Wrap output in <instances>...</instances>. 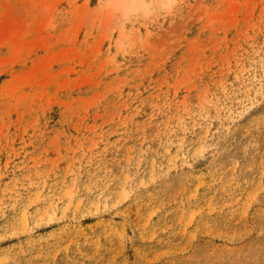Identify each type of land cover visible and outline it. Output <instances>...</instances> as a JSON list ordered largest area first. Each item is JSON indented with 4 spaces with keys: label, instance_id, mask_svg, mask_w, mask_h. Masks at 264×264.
Listing matches in <instances>:
<instances>
[{
    "label": "rangeland",
    "instance_id": "374dc122",
    "mask_svg": "<svg viewBox=\"0 0 264 264\" xmlns=\"http://www.w3.org/2000/svg\"><path fill=\"white\" fill-rule=\"evenodd\" d=\"M0 264H264V0H0Z\"/></svg>",
    "mask_w": 264,
    "mask_h": 264
}]
</instances>
